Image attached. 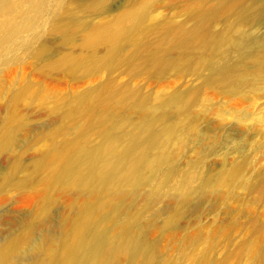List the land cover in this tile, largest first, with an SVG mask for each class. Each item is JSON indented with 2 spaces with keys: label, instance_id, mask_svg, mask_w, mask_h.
<instances>
[{
  "label": "rangeland",
  "instance_id": "374dc122",
  "mask_svg": "<svg viewBox=\"0 0 264 264\" xmlns=\"http://www.w3.org/2000/svg\"><path fill=\"white\" fill-rule=\"evenodd\" d=\"M143 1L62 0V7L71 4L70 13L80 14L83 24L74 26L62 14L59 30L50 27L37 38L34 48L42 47L40 53L32 56L25 53L14 65L7 64L3 69L0 249L37 239L45 231L51 234L45 240L46 246L53 247L61 236L60 225L70 230L75 223L87 196L70 186H52L36 163L49 153L51 145L61 149L74 137L79 121L70 124L66 119L79 111L75 99L80 98L81 106L88 109L92 106L91 96L105 87L129 91L151 99L154 104L173 94H181L183 101H191L187 114L193 120L197 135L174 146L170 160L179 168L204 156L206 181L243 154L251 162L244 171L247 177L264 173V122H254L260 110L264 120V93L258 98L252 94L228 96L208 83V72L203 70L190 74H157L150 69L132 72L123 62L112 61L108 56L109 43L87 42L89 36L113 25ZM149 1L154 19L151 21L160 23L161 27L170 19L182 22L187 12L214 6L220 0ZM255 27V35L264 34V16ZM133 50L132 45H125L120 60ZM154 50L151 44L147 51ZM96 60L100 64L92 68ZM172 60L175 67L181 66L174 57ZM95 112L108 117L116 114L110 105L96 108ZM120 112L131 122L151 114L147 107ZM175 115V108L167 112L168 118ZM243 190L238 188L226 196L223 190L213 192L203 182L195 193L186 197L179 192L158 194L143 185L138 189L128 187L121 196L113 194L111 203L122 200L125 213L143 214L137 225L144 226L146 242L154 245L159 264L177 261L179 264H255L249 242L254 238L251 230L256 227L260 246H264V202H257L253 199L256 195ZM190 256L194 257L193 262ZM33 262L34 259L28 264Z\"/></svg>",
  "mask_w": 264,
  "mask_h": 264
},
{
  "label": "bare ground",
  "instance_id": "6f19581e",
  "mask_svg": "<svg viewBox=\"0 0 264 264\" xmlns=\"http://www.w3.org/2000/svg\"><path fill=\"white\" fill-rule=\"evenodd\" d=\"M149 3L144 0L113 25L89 36L87 42L109 43L108 56L132 72L150 69L157 74H190L203 70L208 72V83L228 96L252 94L258 98L264 93V34L254 33L256 22L264 16V0H220L214 6L187 12L182 22L170 19L161 27L151 21ZM68 6L62 7V0H0V96L6 65H14L25 53H40L42 47L34 48L37 38L50 27L56 30L62 14L74 26L83 24L80 14L70 13ZM151 44L155 50L148 52ZM125 45L134 50L120 60ZM172 57L181 66L175 67ZM99 64L96 60L92 68ZM91 101L92 106L84 109L82 100L75 99L79 111L66 119L70 124L79 121L74 137L61 149L51 145L49 153L36 163L52 186H70L87 196L75 223L70 230L60 225L61 236L53 247L46 246L51 234L45 231L37 239L0 249V264H28L32 259L33 264H159L154 245L146 242L144 226L137 225L143 214L125 213L122 200L111 203L113 194L121 196L128 187L148 185L158 194L179 192L189 197L204 182L213 192L223 190L227 196L243 188L256 195L253 199L257 202H264V173L254 177L244 174L251 165L248 156L237 155L206 181L204 156L185 168L170 160L178 141L188 142L197 135L187 114L191 101H183L181 94L154 104L149 98L110 86L92 95ZM107 105L116 110L115 116L95 112ZM143 107L151 114L136 122L123 118L120 112ZM172 108L176 115L168 118ZM260 112L254 118L257 124L264 122ZM251 232L254 238L248 245L254 252L253 262L264 264L259 231L253 227Z\"/></svg>",
  "mask_w": 264,
  "mask_h": 264
}]
</instances>
